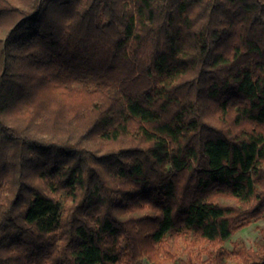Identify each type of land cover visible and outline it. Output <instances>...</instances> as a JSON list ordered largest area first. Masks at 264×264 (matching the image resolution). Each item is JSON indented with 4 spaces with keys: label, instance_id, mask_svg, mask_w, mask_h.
Wrapping results in <instances>:
<instances>
[{
    "label": "trees",
    "instance_id": "16d2710c",
    "mask_svg": "<svg viewBox=\"0 0 264 264\" xmlns=\"http://www.w3.org/2000/svg\"><path fill=\"white\" fill-rule=\"evenodd\" d=\"M263 214L264 0H0V264H264Z\"/></svg>",
    "mask_w": 264,
    "mask_h": 264
},
{
    "label": "rangeland",
    "instance_id": "374dc122",
    "mask_svg": "<svg viewBox=\"0 0 264 264\" xmlns=\"http://www.w3.org/2000/svg\"><path fill=\"white\" fill-rule=\"evenodd\" d=\"M264 214L257 219L251 220L243 228L235 232L227 240L223 242V246L228 251L232 252L235 246H246L259 250L264 246ZM187 259V254L183 255ZM203 264H213L208 253H203L201 259ZM138 264H151L147 258H143ZM230 264H236V259L232 258Z\"/></svg>",
    "mask_w": 264,
    "mask_h": 264
}]
</instances>
